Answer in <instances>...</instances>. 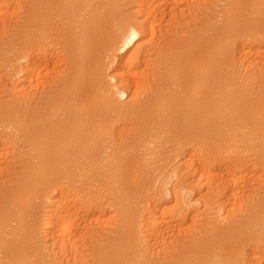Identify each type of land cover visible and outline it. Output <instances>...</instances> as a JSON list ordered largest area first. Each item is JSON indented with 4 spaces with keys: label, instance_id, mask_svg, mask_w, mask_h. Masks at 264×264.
<instances>
[{
    "label": "bare ground",
    "instance_id": "obj_1",
    "mask_svg": "<svg viewBox=\"0 0 264 264\" xmlns=\"http://www.w3.org/2000/svg\"><path fill=\"white\" fill-rule=\"evenodd\" d=\"M8 1L0 84L19 96L0 99V152L21 141L27 158L0 170V264H64L42 233L62 253L108 206L116 240L76 264H264V0H228L193 29L178 3L195 0H132L133 17L121 0ZM167 2L180 30L162 27Z\"/></svg>",
    "mask_w": 264,
    "mask_h": 264
},
{
    "label": "rangeland",
    "instance_id": "obj_2",
    "mask_svg": "<svg viewBox=\"0 0 264 264\" xmlns=\"http://www.w3.org/2000/svg\"><path fill=\"white\" fill-rule=\"evenodd\" d=\"M132 1V0H131ZM131 1H129V0H121L120 2H119V4H118V10L123 14V16L125 17V15L126 16H128V17H131V15H132V17L134 16L133 15V13H134V10H136V9H134V7H136V6H134L133 5V1H132V3H131ZM171 1V0H170ZM196 1V2H195ZM195 1H192L190 4H188L186 1H181V2H179L178 3V6L180 5H182L184 8L182 9L183 11H182V13H180L181 15H183V16H181V15H179V17H178V14H175L176 16H174V13L171 11V12H168L170 9H171V6L172 5H170V2L168 3L167 2V5H169L168 6V8H167V6L165 7L166 8V14L167 13H170V14H165V20H163L162 21V27L164 28V29H168V30H171V29H177V27L178 26H180V27H178V30H180V28H186V26L189 28L190 26H193L194 28H196V27H199V25L201 24V21H202V23L203 22H206L207 21V18H206V16L207 17H211V16H214L218 11H220L221 10V7L223 6L224 7V5H226V2H228V0H217V1H221V3L219 4L217 1L216 2H214L213 0H195ZM198 1V2H197ZM205 1V2H204ZM4 3H6V5L9 3H11V5H12V1L10 2V0L8 1V2H4ZM3 3V7H5V4ZM13 3H14V1H13ZM187 3V4H186ZM206 3H208V4H206ZM209 4H211V7L209 6ZM213 4V5H212ZM189 5V6H188ZM193 5V6H192ZM198 5V6H197ZM204 5V6H203ZM208 5V6H207ZM9 6V5H8ZM14 6V4L12 5V7ZM181 6V7H182ZM213 6V7H212ZM1 8V11H4L3 9L4 8ZM10 7V6H9ZM8 7V8H9ZM163 7V8H164ZM197 7V8H196ZM205 7V8H204ZM207 7V8H206ZM8 8H6L5 7V9L7 10ZM163 8H161L160 10L162 11L163 10ZM210 9L209 10V12H208V10H206V9ZM218 8V9H217ZM12 9V8H11ZM185 9V10H184ZM195 10V11H194ZM201 10V11H200ZM215 11V12H212V11ZM217 10V11H216ZM7 11H9V10H7ZM7 11L5 12H3L4 14H6L7 15ZM203 11V12H202ZM10 13L12 12V10H10L9 11ZM186 12V13H185ZM192 12V13H191ZM3 13L2 14H0V19L2 20V18H4L5 16L3 15ZM131 14V15H130ZM173 14V15H172ZM195 14V15H194ZM200 14V15H199ZM211 15V16H210ZM1 16H4V17H1ZM169 16V17H168ZM173 16V17H172ZM180 16L181 17H185V18H180ZM187 16V17H186ZM191 17V18H190ZM201 17V18H200ZM203 17V18H202ZM176 18V19H175ZM186 18H189V21L187 22V20H185ZM206 18V19H205ZM180 19H182V21H184V24L183 25H185V26H183L182 24H180V23H182V21L180 20ZM180 20V21H179ZM190 20H194L195 22H192V21H190ZM197 21V22H196ZM191 22V23H190ZM164 23V24H163ZM167 23H169V24H167ZM174 23V24H173ZM186 23V24H185ZM189 23V25H187ZM177 26H176V25ZM192 24V25H191ZM167 25V26H166ZM183 27H182V26ZM171 27V28H170ZM176 27V28H175ZM193 27H190L189 29H193ZM156 36H158L157 38L155 37L154 38V41L155 42H157V43H155V44H159V45H161L162 44V42H163V44L165 43L164 41H163V38H161L160 37V35H156ZM161 38V39H160ZM156 39V40H155ZM159 41V42H158ZM241 69H244V67L242 68V66H241ZM1 70V69H0ZM116 71H117V69H116ZM116 71H114V73L116 72ZM1 72V71H0ZM243 72V71H242ZM244 72L245 73H243V75H246L247 73V69H246V71H245V69H244ZM2 74V73H1ZM248 75V74H247ZM0 78H4L3 76L1 77V75H0ZM3 81V82H2ZM2 81L0 82V83H2V84H6V83H4L6 80H5V78L4 79H2ZM7 82V81H6ZM2 84H0V85H2ZM4 85H2V89H0V99L2 100H0L2 103H4V104H6L5 102H3L5 99H7L8 100V98H16V96L15 95H17V96H19V94H18V92H14L13 91V93H15V94H13L12 93V89H9V88H11L10 86H8L7 88V91H10L9 93L7 92V91H3V92H5L4 94L2 93V90H3V86ZM1 88V87H0ZM143 89H145V88H143ZM142 89V90H143ZM146 89H147V87H146ZM16 91V90H15ZM3 94V95H2ZM6 95V96H5ZM14 95V96H13ZM9 96V97H8ZM2 97L4 98V99H2ZM6 97V98H5ZM129 99V98H128ZM128 99H126L124 102H126ZM12 101V100H11ZM11 101H9V102H7L8 104L11 102ZM2 105V104H1ZM11 144H13V142L11 143ZM15 144V143H14ZM13 144V145H14ZM23 143L20 141V142H18L17 144H16V146L18 145V147L16 148V146L14 145H12L13 147H14V149H17L16 151H17V154H18V152L20 151H22L21 152V154H20V152H19V154L20 155H16L17 156V158H15V159H18V164L16 165V163H13V161L15 160V159H13L14 158V156H15V154H13L14 156H13V158L11 157L12 155L9 153V152H11V153H16L15 152V150L13 151L12 149V147L11 146H9V147H7V149L9 148V149H11V150H4L3 149V152L4 151H6L5 152V155H4V153L3 152H0V154H1V157H0V170H2V169H5L6 168V166H4V165H7V164H5V162H6V160H7V162L6 163H8V162H11L12 164H15L16 166H17V171L18 172H20V170L18 169V167H20V161H21V163H22V161L23 160H26V158H27V151H26V146L25 145H22ZM22 145V146H21ZM175 145V144H174ZM174 145H171L170 147H169V150H174V149H176V146H174ZM21 147H23V148H21ZM25 148V149H24ZM171 148V149H170ZM0 149H2V148H0ZM19 149V150H18ZM21 149V150H20ZM9 151V152H8ZM7 152L9 153L8 155H6L7 154ZM26 152V153H25ZM3 153V154H2ZM22 153H24V154H26V155H22ZM174 153H176L175 151H172V152H170V159L171 160H169V163H170V166L173 168V169H175V167H176V169H178V167H180V164L182 163V161H183V159L184 158H182V157H180L179 155L175 158L174 156H176V154L174 155ZM172 154V155H171ZM22 155V156H21ZM7 156V157H6ZM15 156V157H16ZM19 156H20V158H22L20 161H19ZM26 156V157H25ZM6 157V158H5ZM9 157V158H8ZM174 158V160L172 159V158ZM178 157H180V158H178ZM8 158V159H7ZM146 158H148V161L149 160H152V158L151 157H146ZM9 159H11V160H13V161H9ZM5 161V162H4ZM14 162H17V160H15ZM148 164V163H147ZM151 164V162L149 161V165ZM148 165V167H147V169L148 170H145V173H144V175L146 176L147 174H149V173H151V172H153L152 170L156 167V166H154V164H151L150 166ZM162 165L163 164H161V162L159 163V168L160 167H162ZM3 166H4V168H3ZM152 167H154V168H152ZM170 167V168H171ZM158 168V167H157ZM150 169V170H149ZM4 171V170H3ZM2 171V172H3ZM150 171V172H149ZM2 172L0 171V182H1V179H2V182L4 181V184H2V183H0L1 184V186H0V198H2V201H3V199H4V196L7 194V188H8V186H7V184H8V182H7V178H8V176H5V175H7L6 173H4V175L2 174ZM148 172V173H147ZM3 176V178L4 177H7L6 178V180H5V178H4V180H3V178H2V176ZM14 175V174H13ZM16 177V176H15ZM248 180V179H247ZM246 180V181H247ZM162 180L161 179H159V181H158V179H157V182H156V184L157 183H159L160 184V182H161ZM179 180H178V178L177 177H175V184L178 182ZM191 182V181H190ZM189 182V183H190ZM194 182V181H193ZM193 182H192V184H193ZM159 184H157L156 186L158 187L159 186ZM174 184V181L172 182V186L173 185H175ZM3 185V186H2ZM5 185L7 186V187H5ZM4 187L6 188V189H4ZM2 190H3V192H2ZM6 192V193H5ZM254 197H256L255 195H254ZM251 200V199H250ZM249 200V198H248V201H247V203H251V201ZM2 201H1V199H0V204L2 203ZM37 201H39V199H37ZM234 206V205H233ZM92 209H90V211H88L89 212V214H90V212H92L91 214H90V217H88L89 219L88 220H82L81 222H79V223H81L80 224V231L81 232H83L82 233V235L81 234H77V236L75 235V237L74 238H72V240L71 241H73L74 242V244H75V246H73L74 244H72L71 245V241H70V244L68 243V248H67V246H66V249H65V251L64 252H60L59 253V248L58 247H60L59 245L57 246V247H51V242L52 241H50V240H46V238H44V236H45V233H42V234H44V236L42 235L41 237H43L42 238V240H43V243H44V245H43V247L48 251H51V249H53L51 252H49L48 251V253L50 254V256H51V258L52 259H55V262H64V264L66 263V264H76L77 263V261L78 262H81V261H79L80 259H79V256H81V255H84V256H88V254L89 255H97L99 252H101L103 249H108L109 247H111V245H112V241H115L116 239V235L115 234H117L116 233V230H115V227H116V225H118V223L120 222L119 221V219L117 218V217H115V214H116V212L111 208V207H107V211H105V212H101L100 210H95L96 208L95 207H91ZM95 208V209H94ZM87 210L89 209V207H87L86 208ZM85 209V210H86ZM94 209V210H93ZM203 209V208H202ZM201 209V210H202ZM92 210V211H91ZM204 210V209H203ZM202 210V211H203ZM209 210H212V208L211 209H209ZM100 211V212H99ZM212 211H214V210H212ZM93 212H95V214L93 213ZM97 213V214H96ZM113 213V214H112ZM223 214H226L227 215V213H223ZM222 214V215H223ZM89 216V215H88ZM112 216H114V217H112ZM102 217V218H101ZM105 217V218H104ZM223 217H224V215H223ZM100 218V219H99ZM191 218V217H190ZM189 220H191V219H189ZM187 221L186 223H184L183 225H185V226H182V233L183 232H186V233H184V234H189V233H195L196 232V230H195V225H194V223L193 222H191V221ZM98 221V222H97ZM100 221V222H99ZM200 223H204V221H203V219L202 218H200ZM202 221V222H201ZM118 222V223H117ZM191 222V223H190ZM199 223V224H200ZM110 225V226H109ZM191 226V227H190ZM93 228H95L94 230H93ZM99 228V229H98ZM193 230H192V229ZM82 229V230H81ZM185 229L186 230H188V232L187 231H185ZM197 229V228H196ZM91 230V231H90ZM174 231L176 232V233H178L179 231L177 230H174L173 229V232L171 231V229H170V233L168 232V234H167V236H168V239L170 240H168L167 238L165 239V244L163 243V242H161V239H160V241H159V245L157 244V246H153L154 248L153 249H151V248H148V244L145 242L144 244H143V249H144V251H145V256L144 257H146L147 259L149 258H151V259H154L155 257L154 256H156L157 254V258H158V256L160 255V253H159V251L162 253L164 250V248H162V247H164V245L167 247V245H171L172 243V245H175V243H178V239H177V236H175V235H177L176 233H174ZM90 232H94L93 234L91 233V234H89L88 236H87V238H86V236H85V234L84 233H90ZM111 233H113V235H111ZM172 233H173V236H172ZM79 235H80V237H79ZM109 235H110V237H109ZM172 236V239L171 238H169V237H171ZM82 236V237H81ZM166 236V237H167ZM83 237H84V239H83ZM114 237V238H113ZM173 237H175L177 240H175V238H173ZM76 239H78V240H76ZM81 239V240H80ZM110 239H114V240H110ZM164 239V238H163ZM162 239V240H163ZM173 239H174V241H173ZM44 240H45V242H44ZM85 240V241H84ZM172 240V241H171ZM48 241V242H47ZM76 241V242H75ZM50 242V243H49ZM79 242V243H78ZM170 242H172L171 244H170ZM47 245H46V244ZM110 244V245H109ZM46 245V246H45ZM87 245H88V247H87ZM148 245V246H147ZM156 245V244H155ZM47 246H50V247H48L47 248ZM52 246H54L53 245V243H52ZM69 246H71V247H69ZM81 246H82V248H81ZM92 246V247H91ZM162 246V247H161ZM74 247V248H73ZM102 247V248H101ZM162 249H161V248ZM165 247V248H166ZM75 248H77V249H75ZM93 248V249H92ZM149 250H148V249ZM55 249H57V250H55ZM80 249V250H79ZM88 249V251H86ZM154 250V251H153ZM60 251H61V249H60ZM82 253H81V252ZM146 251H147V253H146ZM151 251V252H150ZM157 251V252H156ZM74 252H77V254L76 253H74ZM81 254V255H78L79 253ZM84 252V253H83ZM95 252H97V253H95ZM149 252V253H148ZM155 252V253H154ZM56 254V256H54L55 254ZM65 253V254H64ZM73 253V254H72ZM151 253H153L154 255H152ZM63 254V255H62ZM74 254H76L75 256H74ZM57 255H59V256H57ZM65 255V256H64ZM72 255V256H71ZM151 257H150V256ZM53 256H54V258H53ZM61 256H63V257H61ZM74 256V257H73ZM58 257V258H57ZM77 257H78V259H77ZM57 258V259H56ZM60 258V259H59ZM68 260V261H67ZM72 260V261H71ZM84 260H86L85 259V257H84ZM66 261V262H65ZM75 261V262H74ZM69 262V263H68Z\"/></svg>",
    "mask_w": 264,
    "mask_h": 264
}]
</instances>
